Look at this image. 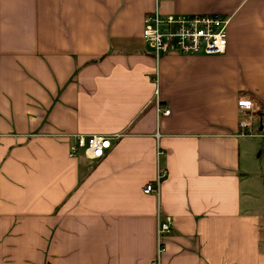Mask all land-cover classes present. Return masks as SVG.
<instances>
[{
  "label": "crops",
  "instance_id": "0c3cea01",
  "mask_svg": "<svg viewBox=\"0 0 264 264\" xmlns=\"http://www.w3.org/2000/svg\"><path fill=\"white\" fill-rule=\"evenodd\" d=\"M155 8L228 18L223 53L154 57ZM166 217L158 264H264V0H0V264H150Z\"/></svg>",
  "mask_w": 264,
  "mask_h": 264
},
{
  "label": "built area",
  "instance_id": "2783aa9c",
  "mask_svg": "<svg viewBox=\"0 0 264 264\" xmlns=\"http://www.w3.org/2000/svg\"><path fill=\"white\" fill-rule=\"evenodd\" d=\"M228 18L216 14L201 15H162L158 9L144 15L140 40L149 48L154 57L167 52L180 55H216L225 49V31ZM237 107L251 110L253 102L250 99H238ZM158 110V109H157ZM167 110H163L167 114ZM241 136H253L255 131L250 122L239 121ZM119 134L104 135L90 134L87 136L74 134L68 143L67 154L76 157L81 152L89 160L102 158L111 141L116 140ZM162 171L157 170L152 182L143 186V193L158 194V182ZM170 219H158L155 228V256L150 264H158L163 251V240L170 233Z\"/></svg>",
  "mask_w": 264,
  "mask_h": 264
}]
</instances>
